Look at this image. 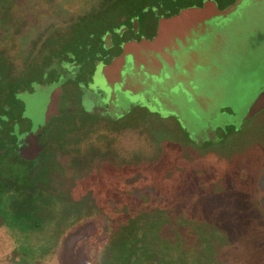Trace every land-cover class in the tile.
Segmentation results:
<instances>
[{
    "label": "rangeland",
    "instance_id": "374dc122",
    "mask_svg": "<svg viewBox=\"0 0 264 264\" xmlns=\"http://www.w3.org/2000/svg\"><path fill=\"white\" fill-rule=\"evenodd\" d=\"M91 1L77 0L78 11ZM132 124L120 134L94 133L89 165L79 173L71 144L59 153L60 167L46 184L53 200L34 196L43 188L40 178L27 191L15 183L2 191L8 198L0 193V264H105L123 232L142 224L150 228L143 239L146 264H264V110L222 142L203 147L168 139L166 127L179 130L171 120ZM105 144L102 156L98 149ZM85 145H79V160ZM0 167L24 170L8 160ZM30 170L37 176V168ZM81 176L82 182H72Z\"/></svg>",
    "mask_w": 264,
    "mask_h": 264
},
{
    "label": "flooded vegetation",
    "instance_id": "af4514ba",
    "mask_svg": "<svg viewBox=\"0 0 264 264\" xmlns=\"http://www.w3.org/2000/svg\"><path fill=\"white\" fill-rule=\"evenodd\" d=\"M104 3L92 0L78 11L77 0H0V164L8 160L24 169L1 172L0 167V193L5 197V188L17 183L28 190L40 178L43 188L34 196L40 195L43 203L53 200L46 184L53 178L52 171L60 167L59 153H66L71 144L72 167L79 173L89 165L87 151H93L94 133L120 134L134 126L135 120L174 121L180 133L166 127L168 134L164 135L180 142L191 140L177 115L187 108L175 111L162 96L148 91L133 97L116 83L108 85L101 74L103 67L123 56L124 44L153 38L159 18L169 15L146 7L140 16H114L111 21ZM47 86H59L61 91L57 113L43 123ZM224 110L231 112L230 108ZM132 113L142 116L130 118ZM149 131L152 135L156 132L153 127ZM218 136L221 139L214 144L224 140L222 133ZM80 144H86L82 160L78 159L83 152ZM104 147L98 149L102 156L109 146ZM21 151L34 156L22 157ZM31 168H37L34 178L27 173ZM83 180L81 176L72 182ZM117 209L112 211L120 212ZM86 215L83 211L80 216Z\"/></svg>",
    "mask_w": 264,
    "mask_h": 264
},
{
    "label": "water",
    "instance_id": "95a60500",
    "mask_svg": "<svg viewBox=\"0 0 264 264\" xmlns=\"http://www.w3.org/2000/svg\"><path fill=\"white\" fill-rule=\"evenodd\" d=\"M165 15L153 38L124 44L123 56L101 74L133 97L148 91L175 111L187 108L174 113L197 145L219 142V129L240 130L264 110V0H234L224 8L204 0ZM44 89L43 123L57 113L61 91Z\"/></svg>",
    "mask_w": 264,
    "mask_h": 264
},
{
    "label": "trees",
    "instance_id": "16d2710c",
    "mask_svg": "<svg viewBox=\"0 0 264 264\" xmlns=\"http://www.w3.org/2000/svg\"><path fill=\"white\" fill-rule=\"evenodd\" d=\"M203 1L204 0H105L104 5L108 6L109 11H107V17H109L112 21L114 16H125L129 18L132 16H140L146 7H155L161 13L173 14L184 7L201 5ZM216 1L218 2L220 8H224L234 2V0ZM233 130L234 126L229 125L225 131L219 129V132L222 133L223 136H226ZM185 135L189 138L187 133H185ZM206 143L214 145L212 141H208ZM28 214L29 213L24 214V218H29ZM15 219L20 221L22 218L15 217ZM155 224H157V222H155ZM141 226L142 227L135 226L133 230L126 229L123 232V236L116 240L115 243H113L114 245L109 248L112 256L105 264H146V256L150 255V253L148 252V246H146L147 244H144L143 239H146L147 233H150V228H146L145 224H142ZM148 226L150 227V223ZM143 227L145 228L143 229ZM117 238L118 237H116V239ZM157 238L159 237L157 236ZM167 248V250H169L171 247L167 246ZM166 264L190 263L180 259L173 262H167Z\"/></svg>",
    "mask_w": 264,
    "mask_h": 264
}]
</instances>
